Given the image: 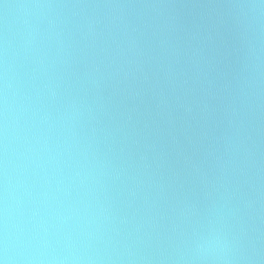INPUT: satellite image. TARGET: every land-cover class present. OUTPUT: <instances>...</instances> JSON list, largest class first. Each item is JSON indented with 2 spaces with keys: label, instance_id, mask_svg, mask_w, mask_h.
Segmentation results:
<instances>
[{
  "label": "water",
  "instance_id": "obj_1",
  "mask_svg": "<svg viewBox=\"0 0 264 264\" xmlns=\"http://www.w3.org/2000/svg\"><path fill=\"white\" fill-rule=\"evenodd\" d=\"M210 232L223 261L194 252ZM5 243L9 264H264V0H0Z\"/></svg>",
  "mask_w": 264,
  "mask_h": 264
},
{
  "label": "clouds",
  "instance_id": "obj_2",
  "mask_svg": "<svg viewBox=\"0 0 264 264\" xmlns=\"http://www.w3.org/2000/svg\"><path fill=\"white\" fill-rule=\"evenodd\" d=\"M224 244L220 234L210 232L207 236L201 237L195 242L194 252L197 258L205 261H223L226 259L221 253L224 251ZM3 256L0 257V264H9V247L5 243L2 247Z\"/></svg>",
  "mask_w": 264,
  "mask_h": 264
}]
</instances>
